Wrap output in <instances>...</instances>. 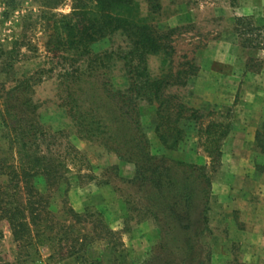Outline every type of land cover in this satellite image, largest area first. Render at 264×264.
<instances>
[{
	"label": "rangeland",
	"instance_id": "1",
	"mask_svg": "<svg viewBox=\"0 0 264 264\" xmlns=\"http://www.w3.org/2000/svg\"><path fill=\"white\" fill-rule=\"evenodd\" d=\"M44 2L0 0V170L23 160L18 143L9 139L21 128L19 120L37 124L43 130L40 148L64 156L67 168L56 188L46 192L45 211L33 217L35 223L29 217L24 242H17L7 220L0 219V264L178 260L172 249L161 246L159 229L167 223L148 211V187L123 179L133 176L135 166L101 141L84 138L69 114L65 71L107 53L110 81L125 89L131 75L121 55L129 41L115 32L92 42L89 52L63 50L59 20L71 12L72 0ZM138 2L157 30L172 29L170 54L150 53L140 66L153 78L175 73L184 83L170 91L197 109L184 121V139L166 149L156 134V105L139 107L153 152L174 159L178 170L188 163L202 165V190L191 209L194 249L187 264H264V0H158L157 8L149 0ZM248 99L256 100L250 111ZM247 110L248 117L241 113ZM247 124H253L249 131ZM228 138L252 144L244 151L234 145L228 153L254 159V180L222 173L227 163L237 165L219 152ZM6 179L0 173V181Z\"/></svg>",
	"mask_w": 264,
	"mask_h": 264
},
{
	"label": "trees",
	"instance_id": "2",
	"mask_svg": "<svg viewBox=\"0 0 264 264\" xmlns=\"http://www.w3.org/2000/svg\"><path fill=\"white\" fill-rule=\"evenodd\" d=\"M55 1L44 3L58 5L64 0ZM149 2L153 8L159 6L158 0ZM71 8L59 20L57 37L62 49L89 52L92 42L120 32L130 44L121 57L127 60L131 76L125 89L115 88L104 62L107 53L73 71L66 70L63 83L67 104H70L69 114L84 138L101 141L120 160L135 166L133 176L123 178L126 182L148 187L152 194L148 211L161 215L167 223L159 229L161 246L168 251L172 249L178 258L177 261L165 258L161 264H187L194 249L191 209L202 190V165L188 163L185 169L178 170L174 159L165 153L153 152L139 111L142 102L156 105V134L166 149L176 148L184 139V121L192 118V112H197L170 91L171 86L184 83L175 73L169 71L153 78L140 66L150 53L170 54L168 43L172 29L157 30L149 17L142 15L138 0H72ZM23 103L28 106L29 100ZM22 121H18L22 123L21 128L9 139L18 143L16 148L18 153L22 152L23 160L8 171L0 170L7 176L5 181H0V219L7 220L17 242H24L27 237L29 217L33 220L45 211L49 204L45 200L46 192L56 188L63 176L62 170L67 168L64 156L48 146L45 150L40 148L38 139L43 130L35 123L28 125ZM228 133L226 128L221 136L225 138ZM205 178L208 184L210 178ZM71 211L74 210L71 208Z\"/></svg>",
	"mask_w": 264,
	"mask_h": 264
},
{
	"label": "crops",
	"instance_id": "3",
	"mask_svg": "<svg viewBox=\"0 0 264 264\" xmlns=\"http://www.w3.org/2000/svg\"><path fill=\"white\" fill-rule=\"evenodd\" d=\"M246 101H247L246 102L247 103L246 107L248 108V110L250 108L256 107V100L255 99L254 100L253 99H251V100L248 99ZM248 110L245 111V112L242 111L241 112L242 115H245V116L248 117V115L250 114V112H249L250 110L249 111ZM259 110H260V108H259ZM263 111H264V109H263ZM250 126H253V124L250 125ZM250 126H249V124L246 125L247 131H249V129L251 130ZM252 129H254V128H252ZM237 142H239V143H237ZM234 145H237L238 149L244 151L246 149L249 150L250 147H251L250 145H252V144H249V143H247L245 141H232L231 138H228L222 144L220 149H221L222 155H223V153H225L224 156H226L225 157L226 160H228L230 162H235L236 161L237 165H235V167H233V165H232V167H231V165H229V163H227L226 167L225 166H224L225 168L223 167L222 173L224 175H226V176H229V177H232V178H235V179H240V178L241 179L242 178L245 179L246 178V179L254 180V174L253 173H254V169H255V166H256L254 159H252L250 157H248V158L241 157L239 154H237V152H235V155H233L234 152L228 153L229 152L228 150L230 148L233 149Z\"/></svg>",
	"mask_w": 264,
	"mask_h": 264
}]
</instances>
